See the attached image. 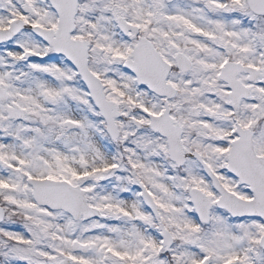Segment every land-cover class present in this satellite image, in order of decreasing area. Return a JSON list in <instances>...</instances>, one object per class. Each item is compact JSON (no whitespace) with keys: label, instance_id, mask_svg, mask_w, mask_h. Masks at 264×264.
I'll use <instances>...</instances> for the list:
<instances>
[{"label":"snow or ice","instance_id":"snow-or-ice-1","mask_svg":"<svg viewBox=\"0 0 264 264\" xmlns=\"http://www.w3.org/2000/svg\"><path fill=\"white\" fill-rule=\"evenodd\" d=\"M0 264H264V0H0Z\"/></svg>","mask_w":264,"mask_h":264}]
</instances>
